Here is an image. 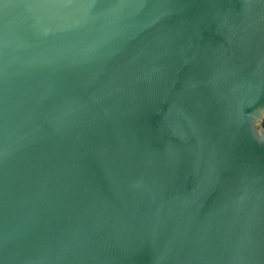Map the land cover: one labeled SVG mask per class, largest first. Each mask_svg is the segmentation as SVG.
<instances>
[{
    "label": "water",
    "instance_id": "water-1",
    "mask_svg": "<svg viewBox=\"0 0 264 264\" xmlns=\"http://www.w3.org/2000/svg\"><path fill=\"white\" fill-rule=\"evenodd\" d=\"M0 264H264V0H0Z\"/></svg>",
    "mask_w": 264,
    "mask_h": 264
}]
</instances>
